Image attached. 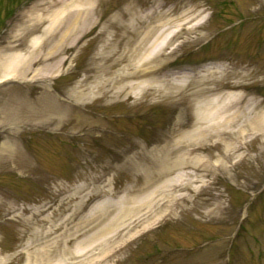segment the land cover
<instances>
[{
    "label": "rangeland",
    "instance_id": "obj_1",
    "mask_svg": "<svg viewBox=\"0 0 264 264\" xmlns=\"http://www.w3.org/2000/svg\"><path fill=\"white\" fill-rule=\"evenodd\" d=\"M47 1L0 0V48L30 50L47 23L23 37L22 15ZM89 8L78 38L33 66L49 64V74L0 81V264H32L36 251L82 220L111 217L126 197L140 198L170 178L183 181L185 173H207V185H173L171 196L184 199L119 242H92L90 258L116 247L102 264H264V118L261 127L253 122L264 116V0H91ZM188 10L192 21L164 50L145 61L132 54L145 29L122 28V13H136L138 19L124 22L134 29L151 11L176 17ZM103 30L112 41L101 50ZM45 39L36 43L41 53L52 44ZM96 53L110 65L108 74L91 72ZM206 88L203 97L193 94ZM236 96L239 108L251 111L250 126L239 117L230 128L240 124L243 135L212 137L187 156L207 167H173L132 191L162 157L161 147L178 139L185 146V133L197 125V102ZM185 152L173 150L168 161ZM87 258L89 252L78 257Z\"/></svg>",
    "mask_w": 264,
    "mask_h": 264
},
{
    "label": "bare ground",
    "instance_id": "obj_2",
    "mask_svg": "<svg viewBox=\"0 0 264 264\" xmlns=\"http://www.w3.org/2000/svg\"><path fill=\"white\" fill-rule=\"evenodd\" d=\"M90 4L91 0H50L40 4L36 3L27 11H24L22 17H27L28 23L25 24L24 21L20 22L22 25L20 31L22 30L23 37L36 31L41 24H47L41 29L39 35L33 36L30 39L27 46L30 50L24 49V52H22V50H17L16 47H14L15 44H7L0 48V81L7 78L23 79L29 73H31L32 77L49 74L50 71H46L51 69L49 64L36 67L35 69H33V66L36 63L47 61L57 54L64 43H72L78 38L79 33H82L84 30V25L89 21L88 18L91 14V9L89 8ZM190 12L191 10H188L187 12H181L176 17H167L168 14L171 13L170 11H151L148 15L139 18L140 26L134 29L130 28V22H124L125 20L138 19L136 13L131 11L130 13H122L120 15L122 28L129 27L128 30L132 32L135 29H145L139 42L136 43L132 54L134 56L140 55V61H145L151 58V54L159 53L164 50L178 32L185 28V24L192 21L193 16L189 15ZM66 14L69 15L67 21L63 20ZM126 17L128 19H125ZM174 22H176L175 25L173 24ZM150 23L153 24L149 25ZM172 27H175L176 30L172 31ZM187 28L192 29V26ZM140 30L138 32H140ZM104 33V30L98 33L103 44L101 50L110 46L112 41H106V35ZM44 36H46V39L43 44L47 45L50 42H52V44L46 52L41 53L36 43ZM18 37L20 38V33H18L17 36L15 35L16 39ZM126 43L130 44L129 40L126 41ZM103 57L102 54L98 53L93 56V66L90 67V70L94 75L108 74L110 65L106 66L103 63L100 64V60H102ZM43 71L45 73H43ZM132 76H137V73H133ZM210 90L211 89L207 88L200 89L193 94L203 97L204 94ZM240 99V96H236V98H230L229 102L222 99H217L219 101L214 102V100L210 98H205L201 100L202 103L197 102V108L199 109L196 120L197 125L185 133V140H187L185 146L181 144L180 139H178L174 141V147L172 148L161 147L162 157L159 159L158 163L154 165L152 172L149 173L142 186L135 187L132 191L136 193L144 190L173 167L180 166L187 168L191 165L194 166V168H198L200 165L207 167L209 163L201 157L195 156L194 159L190 160L187 156L193 153L196 154L199 150L204 148L206 145L205 142H208V139L210 140L212 137L227 134L231 138L236 135L237 131L239 135L244 134L245 130L242 129L243 127L241 128L240 124H238L240 129L236 132L230 129L238 123L239 117H244L241 123L244 127H248L252 123L251 111L239 108L238 101ZM263 118V115L260 118H253V122L261 127ZM180 138H184V136ZM182 147H185L186 150L185 157L181 156L169 162L168 157L170 153ZM239 148L240 146H235L231 148L230 151H227L225 153V159L230 158ZM206 175L207 173H202V177H198L197 175L185 173V187L196 181L201 182L200 186L207 185V182L203 179ZM184 180L170 178L156 185V187L146 192L140 198L133 196L129 198L126 197L123 199L121 206L117 208L116 213L111 217L105 218L104 216L98 218L95 222L91 221L90 217L82 220L80 223H77L71 231L64 232L63 236L55 237L43 248L36 251L33 256L32 264H102L117 253L118 248H112L110 251L106 250V252L101 254L102 258L94 259L90 258V255L93 254H91V251L96 247L92 242L98 243L97 247L107 246L110 243L119 242L123 233H128L143 222L149 224L156 211L163 207L169 210L171 209V203L174 204L178 202V200L185 198L182 196L172 197L170 193V189L173 188V185L181 187ZM178 183L179 185H177ZM158 194H161V197L158 198ZM126 218H130L129 221L125 222ZM74 240H76V244L70 247L71 242ZM62 243L63 247L61 248L60 246ZM88 252L89 258L85 260L78 259L81 254H86ZM57 256L60 258L52 262Z\"/></svg>",
    "mask_w": 264,
    "mask_h": 264
}]
</instances>
